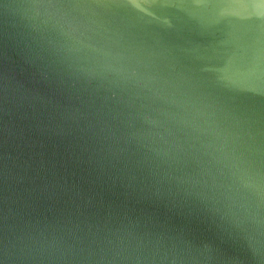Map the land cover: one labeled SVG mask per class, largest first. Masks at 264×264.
Wrapping results in <instances>:
<instances>
[{"label": "water", "instance_id": "95a60500", "mask_svg": "<svg viewBox=\"0 0 264 264\" xmlns=\"http://www.w3.org/2000/svg\"><path fill=\"white\" fill-rule=\"evenodd\" d=\"M234 158L264 172V0H0V264H264Z\"/></svg>", "mask_w": 264, "mask_h": 264}, {"label": "clouds", "instance_id": "9594fccd", "mask_svg": "<svg viewBox=\"0 0 264 264\" xmlns=\"http://www.w3.org/2000/svg\"><path fill=\"white\" fill-rule=\"evenodd\" d=\"M64 21L65 35L73 43H78L79 26L72 20L61 16ZM233 177L236 183V196L246 194V198L257 205L264 204V172L254 169L250 164L238 158L233 159Z\"/></svg>", "mask_w": 264, "mask_h": 264}]
</instances>
